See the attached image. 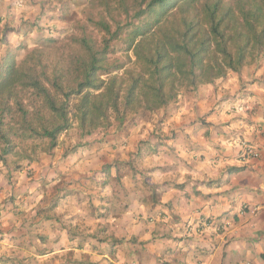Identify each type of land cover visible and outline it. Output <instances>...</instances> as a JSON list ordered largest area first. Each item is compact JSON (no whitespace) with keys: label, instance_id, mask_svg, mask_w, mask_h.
<instances>
[{"label":"clouds","instance_id":"9594fccd","mask_svg":"<svg viewBox=\"0 0 264 264\" xmlns=\"http://www.w3.org/2000/svg\"><path fill=\"white\" fill-rule=\"evenodd\" d=\"M60 8V0H4L0 27L33 25L26 38L16 37L26 40L21 56L42 51L41 36L68 29L62 47L86 23L89 6L74 4L71 24ZM257 64L236 88L218 79L188 83L208 107L196 109V124L184 109L172 116L160 128L159 150L134 168L114 166L133 159L130 137L96 146L115 136V125L72 123L56 147L18 133L14 155L0 142V264H264V57ZM10 91L15 107L22 97L17 85ZM209 91L216 101L225 92L232 100L216 108ZM200 118L209 127L197 132ZM81 237L87 240L78 247ZM114 240V252L105 251Z\"/></svg>","mask_w":264,"mask_h":264},{"label":"trees","instance_id":"16d2710c","mask_svg":"<svg viewBox=\"0 0 264 264\" xmlns=\"http://www.w3.org/2000/svg\"><path fill=\"white\" fill-rule=\"evenodd\" d=\"M198 6H201L198 14L190 17V11H197ZM177 7L186 12L181 38L169 34L162 24ZM201 17L204 25L199 22ZM137 19L140 23L130 32L126 43L129 49L133 48L143 71L127 82L107 72V54L117 34L104 22L99 25L111 39L105 40L102 50L86 39L80 40L88 59L83 61L74 84L65 82V71H54L48 76L36 54L29 55L20 65L12 53L5 56V80L0 84V142L8 145L5 155L12 146L9 137L12 131L4 129L6 120L14 121L19 112L23 130L27 125L28 132L48 139L50 147H56L58 134L68 131L74 121L79 127L111 128V117L115 114L122 126L125 121L122 108L125 112L153 111L167 106L174 99L173 93L164 90L168 81L173 82L180 75L196 81L197 71L210 79L222 78L226 69L240 72L248 65V57L256 62L264 55V0H150ZM38 68L43 71L39 73ZM101 72L110 76L101 79ZM213 72H217L214 77ZM15 85L21 88L17 94L30 91L50 114L43 119L41 130L33 127L34 118L29 119L30 112L19 99L15 107L10 103V90Z\"/></svg>","mask_w":264,"mask_h":264},{"label":"rangeland","instance_id":"374dc122","mask_svg":"<svg viewBox=\"0 0 264 264\" xmlns=\"http://www.w3.org/2000/svg\"><path fill=\"white\" fill-rule=\"evenodd\" d=\"M149 1L150 0H60V18L67 24H71L76 18L73 5L82 3L87 4L89 9L86 23L80 25L76 34L68 37L62 47H57V45L61 44L62 37L68 29L60 30L57 33V37L54 39L41 36L40 43L42 51L38 53L26 52L23 56L21 55L27 48L26 40H16V37L23 35L26 38L33 25L29 22H23L18 27H13L11 24L0 27V84L4 83L5 80L4 58L8 53L13 54L19 65L25 59H28L27 57L29 55L33 56L36 54L35 58L42 61L45 66L44 71L48 76H52L54 71H65V75L67 74L65 82L67 84H74L75 79L80 75V68L83 61L88 59L87 51L84 46L81 45L80 40L86 39L92 43L97 50H102L105 46V40L109 39V35H107L99 25L101 22L108 24L111 28V32H116L117 34V37L111 41L110 49L107 54V72L110 71L111 75H118L127 82L132 75L137 76L143 71L142 63L137 61L133 48L129 49L126 40L129 38L130 32L140 23L137 17L145 10ZM3 3L4 0H0V16L3 14ZM197 8V11H190V17L198 14L201 6ZM185 17L186 12L180 7H177L166 15L162 24L169 34L181 38V35L185 31ZM199 22L204 25V18L201 17ZM8 37L11 41H8ZM217 57L220 58V55H217ZM209 58L210 57H208L207 60H210ZM246 62L248 64L254 63L251 57H248ZM116 66H120L121 69L117 70ZM42 71V69L38 68L39 73ZM229 72H231V70L226 69V75ZM101 74L104 73L101 72ZM197 74L199 77L196 80L201 78L210 79L208 75H200V71H197ZM216 74L217 72H213V77ZM109 76L110 75H108L107 78ZM191 79L192 77L186 79V77H181L180 75L173 82L168 81L166 83L167 85L164 87V90L166 93H173L174 99L167 106L162 107L164 109L162 115L159 109L153 111L146 109H140L138 111L128 110L125 112L122 108L121 112L125 114V121L122 126H119L116 115L112 114V124L115 125L116 128L136 127L140 135H145L143 146L146 151H141V153L138 154L140 157L152 154V149L157 146V142H155L153 137L157 136V132L160 134V128L164 123L172 116L177 115L180 109L187 107V102H190L189 98L193 96L190 94L187 87L188 83L192 81ZM17 89H21L20 86H17ZM18 95L22 97V99H19V102L23 105V108L30 112L29 119L34 118V122L32 121L33 127L36 130H41V127L44 125L43 119L48 118L50 114L43 108L41 101L30 91L22 92ZM25 100L27 103L24 102ZM14 121L19 124V128L13 127V121H9L8 118L6 120L7 125L4 127L5 130L9 129L12 131L9 136L12 139V146L10 153L7 155L15 154L17 144L14 138L18 133H23L28 139L37 141L47 140L49 142L46 138L28 132L27 128L29 127L27 125L26 130H23L21 112L17 113ZM74 123L78 124L76 121H74Z\"/></svg>","mask_w":264,"mask_h":264},{"label":"crops","instance_id":"0c3cea01","mask_svg":"<svg viewBox=\"0 0 264 264\" xmlns=\"http://www.w3.org/2000/svg\"><path fill=\"white\" fill-rule=\"evenodd\" d=\"M8 41H11L9 37H8ZM262 57H264V55ZM260 66L261 65L257 64V61H256V62H254L252 64H248L247 66L243 67L240 70V72L231 71L225 77H222V78H220L218 80L220 81V83L223 85V87L225 89L236 88L238 85H240V82H241L242 78H246V77H248L250 75H254L255 71H259ZM202 91H205V90H202ZM208 95H209V102L211 103V102L215 101V105L214 106L216 108H221L222 109L223 107H225L227 105V103L231 102V100H232V97H229L226 92L223 95H221V98H220L219 101L215 100V93L214 92L209 91ZM239 95L241 97H243V96L246 95V93L244 91H240ZM189 100H190V102L189 103L187 102V104H188L187 107L183 108L184 112H185V116L189 117L193 121V124H196L195 120L198 118V117H196L194 115V113L196 112V109L197 108H207L208 105L207 104H205V105L198 104L197 103V101H198V97L197 96H191L189 98ZM181 110L182 109H180V111ZM180 111H179V113H180ZM179 113L177 115H179ZM181 119H183V117ZM208 127H209L208 121L203 119V118H200L199 125L196 128V131L199 132L201 129H206ZM216 134L217 135L223 134L222 130L218 128L216 130ZM122 136H124L125 138H129V137L131 138L132 146L135 148L136 152L134 153L133 159L131 161L127 162V163H121L119 161L115 162L114 166L117 168L118 171H120L122 169H125V168H134V165L139 160H141L144 156H146V155H143L142 157H140V155H138L139 153H141V151H143V152L146 151L144 149V146H143V141H144L143 139H144L145 135H140V132H138L136 127L123 128V129L122 128L121 129L116 128V132H115V136L114 137L105 138V141H97L96 142V146H99L103 142H117V141L120 140V138ZM153 139L155 140V142H157V146L152 149V153H155L161 147V142H160V139H159L158 132H157V136L153 137ZM92 146L93 145H89V147H92ZM262 155H264V153H262ZM112 167H113V164H107L105 166V168H104V174L105 175H110ZM238 171H242V169L234 168V169L230 170V172H238ZM155 198L156 197H154V199ZM109 211H110V209H109ZM102 215L104 217H106L107 216V212H105ZM106 230H107L106 228L101 229L100 232L97 234V238H99V236H101ZM76 238H77L76 234H73V236L71 237L72 240H75ZM86 240H87L86 237H81L80 243L77 246L78 247H83V245L86 242ZM101 242H103V241H101ZM118 243H119V241H115L114 240L112 245L108 249H106L105 251H108L109 253L114 252L115 246ZM71 255L72 254L69 253V257ZM261 258L264 259V253H261ZM65 264H88V262L87 261H73L71 259H68V260L65 261Z\"/></svg>","mask_w":264,"mask_h":264},{"label":"built area","instance_id":"2783aa9c","mask_svg":"<svg viewBox=\"0 0 264 264\" xmlns=\"http://www.w3.org/2000/svg\"><path fill=\"white\" fill-rule=\"evenodd\" d=\"M248 155H252V153H251V152H249V153H248Z\"/></svg>","mask_w":264,"mask_h":264}]
</instances>
